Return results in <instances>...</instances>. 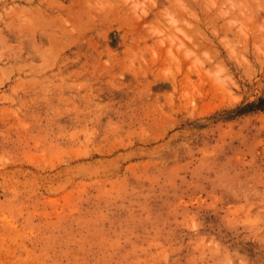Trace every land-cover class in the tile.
<instances>
[{"label": "rangeland", "instance_id": "obj_1", "mask_svg": "<svg viewBox=\"0 0 264 264\" xmlns=\"http://www.w3.org/2000/svg\"><path fill=\"white\" fill-rule=\"evenodd\" d=\"M0 264H264V0H0Z\"/></svg>", "mask_w": 264, "mask_h": 264}]
</instances>
